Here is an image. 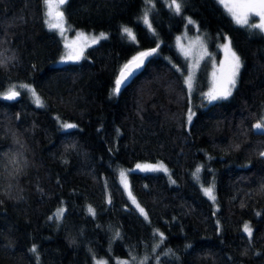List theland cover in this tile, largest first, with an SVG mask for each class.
I'll return each instance as SVG.
<instances>
[{
	"label": "trees",
	"instance_id": "obj_1",
	"mask_svg": "<svg viewBox=\"0 0 264 264\" xmlns=\"http://www.w3.org/2000/svg\"><path fill=\"white\" fill-rule=\"evenodd\" d=\"M168 2L68 0L61 10L71 27L108 39L81 61L55 66L63 46L44 23L41 0H0V53L9 58L0 67V94L13 86L21 93L14 102L0 98V264H133V257H147V264H264V132L253 127L264 117V34L237 26L216 0H185L181 16ZM145 11L155 35L142 23ZM122 25L138 43L121 35ZM184 29L202 33L215 59L217 44L231 41L242 67L227 100H202L210 56L189 94L188 62L174 47ZM157 44L158 54L110 95L119 69ZM22 85L35 89L44 107ZM63 122L78 127L62 129ZM156 162L175 183L161 173L128 178L145 220L117 173ZM210 185L216 207L201 191ZM59 207L62 220H49Z\"/></svg>",
	"mask_w": 264,
	"mask_h": 264
},
{
	"label": "snow or ice",
	"instance_id": "obj_2",
	"mask_svg": "<svg viewBox=\"0 0 264 264\" xmlns=\"http://www.w3.org/2000/svg\"><path fill=\"white\" fill-rule=\"evenodd\" d=\"M42 4L45 7V20L44 23L48 27L49 31H56L61 37L64 36L66 27L64 21V12L61 9L63 5L67 3V0H41ZM185 0H170L167 3V7L174 12L175 15L181 16L183 12V5ZM216 2L222 5L226 12L230 15L232 21L240 27H246L248 29L258 30V33L264 34V0H216ZM145 3H152V0H145ZM154 6V5H153ZM252 17H258L259 22L253 23L250 22ZM142 23L146 26L149 32L155 35V30L153 28L152 22L149 18V12L145 11L142 16ZM187 25H196V21H194L191 17H185ZM121 35L126 36L130 43H138L136 34L133 29L127 26H121ZM77 38H82L84 40V46L79 48L77 51H72L67 53L65 56L61 58V62H79L82 58H84V48L91 47L92 45L98 44L102 40L108 39V34L101 32L99 35H85L84 33H77ZM90 39V43H88ZM179 37H177V42L179 43ZM225 43L221 44L219 47L224 52V59L220 61L219 65V74L216 72L213 73V80L211 87L205 93H203L204 99L207 100L208 103H213L219 100H227L232 96L233 91L236 89L238 85V78L240 74V69L242 67V61L240 56L232 49L231 41L228 37H224ZM197 42H199V37L197 38ZM65 48H69L70 45L65 43ZM160 45L157 44L155 48L139 51L136 55L132 56L120 69L116 79L114 81V87L111 90L110 95L115 96L120 94L121 90L126 87L137 75L138 71L143 67L146 60L149 57H152L158 54V49ZM9 58L3 56L0 53V67H3ZM11 59H14L12 57ZM180 70L179 68L177 69ZM184 85L189 90L192 91L194 87V77L192 71H189V74L184 78ZM25 91L31 93V97L33 98L37 107H44V104L35 89L31 88L29 85H22ZM20 91L17 90L16 86L9 89L7 92L0 94V98L8 101L16 100L18 96H20ZM195 112L192 111L191 107L188 110L187 120L191 123ZM60 127L62 129H75L78 126L76 124L63 122L60 123ZM253 127L257 130H264V117H261L259 122H257ZM118 131V130H117ZM73 148L75 145L72 146ZM237 148L239 145L236 146ZM260 156L264 157V152L259 153ZM11 162L13 164L16 163L15 158H11ZM67 161H65L66 163ZM136 169L143 172H164L168 173V169L161 163L158 165H149V164H137ZM200 168L197 167L194 176L200 172ZM13 173H10V175ZM121 178V184L124 188V191L128 194L129 200L137 210L140 215L148 220V215L145 212L144 208L140 206L135 197L133 196L130 186L127 181V173L123 170L119 173ZM2 178V177H0ZM169 179L172 183H175L174 180H171V176ZM203 194L208 197L209 200L215 202V186L210 185L208 187L202 186ZM264 191V189H262ZM108 203H111V200H108ZM87 212L89 215L95 216V209L91 206H88ZM65 213V209L63 207H59L52 216L49 217V220H62ZM260 213H257L259 215ZM243 232L247 234L249 237V243H251V238L253 235V229L247 223L243 227ZM163 241L164 236L163 233L157 232ZM120 232L117 230L115 232L114 238H119ZM33 254H37L38 250L35 245L30 249ZM91 251V250H90ZM38 258V257H37ZM95 259V257H94ZM133 264H136V258L133 257ZM96 264H107L106 261H96ZM118 264H128L127 261L118 262ZM139 264H147V257L143 260L139 261Z\"/></svg>",
	"mask_w": 264,
	"mask_h": 264
},
{
	"label": "rangeland",
	"instance_id": "obj_3",
	"mask_svg": "<svg viewBox=\"0 0 264 264\" xmlns=\"http://www.w3.org/2000/svg\"><path fill=\"white\" fill-rule=\"evenodd\" d=\"M222 6V5H221ZM223 7V6H222ZM223 9L225 10V8L223 7ZM61 10V9H60ZM226 11V10H225ZM228 14V13H227ZM229 15V14H228ZM230 16V15H229ZM45 15H44V20H45ZM64 21H65V27H66V31H65V34L63 37H61L56 31L55 33L59 36L60 40H61V43H62V46H63V52H62V55L58 58V60H56L54 62L53 65L55 66H59V65H63V64H68V63H77V62H71V61H68V62H61V58L63 56H65L67 53L69 52H72V51H77L79 50V48L83 47L84 46V40L82 38H77V33H84L86 36L87 35H99L101 32H91V31H86V30H83V29H75L73 27H71L65 16H64ZM250 22H253V23H256V22H259V18L258 17H255V20L253 21H250ZM103 33H106V32H103ZM177 37H179V43L177 42ZM199 37V42H197V38ZM103 41V40H102ZM226 41L225 40H222L221 42H219L217 44V50H218V57L217 59L214 58V55L210 53L209 51V48H208V40L205 38V36L196 31L195 34L193 35H190L189 33H187V30L184 29L180 34H178L175 39H174V47L176 49V51L180 54V56H182L184 59L187 60L188 62V70H187V73L184 75V78L189 74V71L191 70L192 71V74H193V77H195V74H196V70L199 66V64L205 60V59H208V57L210 56L211 57V70H210V73H209V86H208V89L206 90V92L209 90V88L211 87V84H212V80H213V73L216 72L217 75L219 74V65H220V61L224 59V52L223 50L219 47L221 44L225 43ZM65 43L69 44L70 47L69 48H65ZM88 43H90V39L88 41ZM93 46V45H92ZM89 47H85L84 48V52L88 49ZM81 61V60H79ZM189 94H191V91H189ZM202 100H204L205 104L208 105L210 103L207 102V100L204 99V96L202 97ZM73 124V123H72ZM60 126V125H59ZM257 130V129H255ZM257 131H262L264 132V130H257ZM162 162H156V163H138V164H149V165H158V164H161ZM165 167L166 165L164 163H162ZM136 165L135 164L133 167L131 168H119L118 169V181H119V184L125 194V196L127 197L129 203L137 210V208L135 207V205H133L131 203V201L129 200V197H128V194L124 191V188L121 184V178H120V171L123 170L127 173V181H128V184H129V174L130 173H133V172H136V173H161V174H164L168 177L169 179V176H170V172L168 170V173L165 174L164 172H143V171H139L136 169ZM167 168V167H166ZM168 169V168H167ZM172 180V179H171ZM170 181V179H169ZM171 182V181H170ZM172 183V182H171ZM201 187V191H202V186ZM203 193V191H202ZM204 195V194H203ZM205 196V195H204ZM206 197V196H205ZM208 199V197H206ZM209 200V199H208ZM212 204H214L215 206V202L209 200ZM216 207V206H215ZM138 211V210H137ZM139 212V211H138ZM246 224V223H245ZM244 224V225H245ZM248 224V223H247ZM246 234V233H245ZM144 259V258H143ZM96 261H103L102 259H96L95 261H93L94 264H96ZM121 261H127V260H120ZM131 263V261H130ZM137 264H139V262L136 261ZM153 264H159V262L157 261V259H154V263Z\"/></svg>",
	"mask_w": 264,
	"mask_h": 264
},
{
	"label": "water",
	"instance_id": "obj_4",
	"mask_svg": "<svg viewBox=\"0 0 264 264\" xmlns=\"http://www.w3.org/2000/svg\"><path fill=\"white\" fill-rule=\"evenodd\" d=\"M67 2H68V0H67ZM65 5H66V4H65ZM65 5H63V6H65ZM63 6H62V7H63ZM152 57H153V56H152ZM152 57H149V58L146 60V62H145V64L143 65V67L138 71L137 75L143 70V68L146 66V64L149 62V60H150ZM137 75H136V76H137ZM19 97H20V96H18L17 99H18ZM17 99H16V100H17ZM3 100H4V99H3ZM16 100H13V101L4 100V101H7V102H14V101H16Z\"/></svg>",
	"mask_w": 264,
	"mask_h": 264
}]
</instances>
